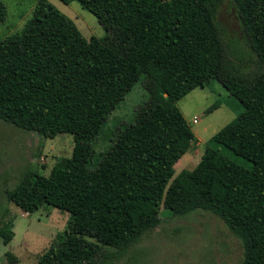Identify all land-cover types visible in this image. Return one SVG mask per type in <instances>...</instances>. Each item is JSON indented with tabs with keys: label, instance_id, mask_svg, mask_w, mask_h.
I'll return each mask as SVG.
<instances>
[{
	"label": "trees",
	"instance_id": "obj_1",
	"mask_svg": "<svg viewBox=\"0 0 264 264\" xmlns=\"http://www.w3.org/2000/svg\"><path fill=\"white\" fill-rule=\"evenodd\" d=\"M60 1L77 2L105 36L87 40L37 0L22 30L0 39V120L73 139L71 157L48 176L27 171L4 191L25 213L51 206L70 215L35 264H109L160 224L161 208L216 216L240 241L241 264H264V0H232L252 57L229 51L216 17L226 0ZM5 17L0 0V23ZM140 80L148 101L89 169L93 141ZM211 80L242 110L173 178L195 139L177 102ZM13 235L0 227L3 245Z\"/></svg>",
	"mask_w": 264,
	"mask_h": 264
},
{
	"label": "rangeland",
	"instance_id": "obj_2",
	"mask_svg": "<svg viewBox=\"0 0 264 264\" xmlns=\"http://www.w3.org/2000/svg\"><path fill=\"white\" fill-rule=\"evenodd\" d=\"M1 1L6 7V17L0 23V39H4L22 30L32 16L37 0ZM47 1L71 19L87 40H99L105 36L97 19L77 2ZM216 17L229 51L237 55L247 53L252 57L232 0L220 5ZM148 99L146 82L140 80L109 116L93 141L89 169L96 167L98 155L111 145L114 130L130 122L135 110ZM177 107L196 139L190 150L174 165L173 178L182 170H192L200 160L205 143L242 110L241 104L229 96L216 80H211L206 87L194 89L177 102ZM194 118L197 119L195 124L192 122ZM72 147L73 139L68 134L46 139L0 120V227L4 224V228L14 230L7 245H3L0 238V264H10L6 253L17 258L14 264H35L57 235L67 230L69 213L43 206L28 215L8 202L4 191L14 188L27 171L48 176L52 167L71 157ZM159 216L161 221L155 229L144 235L139 244L124 256L110 260L109 264H241L240 241L216 216L203 211L173 216L164 208H161ZM106 250L113 252L109 247Z\"/></svg>",
	"mask_w": 264,
	"mask_h": 264
},
{
	"label": "built area",
	"instance_id": "obj_3",
	"mask_svg": "<svg viewBox=\"0 0 264 264\" xmlns=\"http://www.w3.org/2000/svg\"><path fill=\"white\" fill-rule=\"evenodd\" d=\"M192 122L195 124V123L197 122V119H196V118H194Z\"/></svg>",
	"mask_w": 264,
	"mask_h": 264
},
{
	"label": "crops",
	"instance_id": "obj_4",
	"mask_svg": "<svg viewBox=\"0 0 264 264\" xmlns=\"http://www.w3.org/2000/svg\"><path fill=\"white\" fill-rule=\"evenodd\" d=\"M194 137H195V136H194ZM195 139H196V138H195ZM188 150H190V148H189ZM187 152H188V151H187ZM187 152H186V153H187ZM186 153H185V154H186ZM184 157H185V156H184ZM28 215H29V214H28ZM13 228H14V227H13ZM13 234H14V230H13ZM7 247H8V246H7Z\"/></svg>",
	"mask_w": 264,
	"mask_h": 264
}]
</instances>
